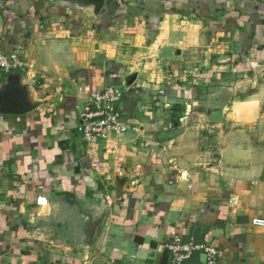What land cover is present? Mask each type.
I'll return each instance as SVG.
<instances>
[{
  "label": "crops",
  "instance_id": "obj_1",
  "mask_svg": "<svg viewBox=\"0 0 264 264\" xmlns=\"http://www.w3.org/2000/svg\"><path fill=\"white\" fill-rule=\"evenodd\" d=\"M32 2L0 0V53L45 101L0 114V264H171L174 231L264 264V0H107L98 18ZM106 86L140 133L92 145L78 126Z\"/></svg>",
  "mask_w": 264,
  "mask_h": 264
},
{
  "label": "built area",
  "instance_id": "obj_2",
  "mask_svg": "<svg viewBox=\"0 0 264 264\" xmlns=\"http://www.w3.org/2000/svg\"><path fill=\"white\" fill-rule=\"evenodd\" d=\"M27 64L18 53H0V71L6 74L23 72ZM84 88H79V93H83ZM88 103L81 114V123L78 132L89 144H96L101 139H107L110 134L123 135L126 132L140 133L139 127L124 121L119 114V104L123 97V92L118 86H106L100 89L88 91ZM48 199L38 197L37 205L46 206ZM252 224L264 228V219L255 218ZM167 250L171 256V264H185L195 252H201L206 257L207 264H216L219 251L213 244H198L186 242L183 236L174 231L171 240L167 244Z\"/></svg>",
  "mask_w": 264,
  "mask_h": 264
},
{
  "label": "water",
  "instance_id": "obj_3",
  "mask_svg": "<svg viewBox=\"0 0 264 264\" xmlns=\"http://www.w3.org/2000/svg\"><path fill=\"white\" fill-rule=\"evenodd\" d=\"M107 0H33L32 6L37 11L65 8L73 11L79 18L90 16L98 18L106 6ZM136 80V74L123 77L124 87H129ZM32 83L22 72L12 73L0 84V114L25 115L42 106L45 101L39 98Z\"/></svg>",
  "mask_w": 264,
  "mask_h": 264
}]
</instances>
